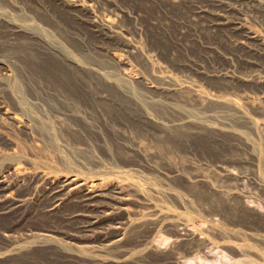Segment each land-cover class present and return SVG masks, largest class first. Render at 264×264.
I'll return each mask as SVG.
<instances>
[{"label": "rangeland", "instance_id": "374dc122", "mask_svg": "<svg viewBox=\"0 0 264 264\" xmlns=\"http://www.w3.org/2000/svg\"><path fill=\"white\" fill-rule=\"evenodd\" d=\"M92 1L115 19L118 41L137 47L123 50L134 76L153 84L176 82L211 98H233L249 117L264 121V83H231L219 76L226 69L264 73V52L234 47L224 28L208 29L193 19L191 3ZM235 3L229 18L264 39V0ZM37 35L86 64L94 62L93 47L100 41L56 0H0V103L23 117L27 127L17 128L0 116V167L14 156L13 149L22 166L7 178L13 201L0 202V264H154L114 260L117 250L98 251L107 229H90L93 212L76 199L63 196L55 205L38 175L32 177L36 169L49 175H94L129 186V208L119 214L135 218L150 212L159 223L130 229L123 245L136 252L143 247L141 240L154 233L168 247L152 256L155 262L175 252L190 264H206L200 261L209 247L225 254L219 253L217 264H264V128L214 99L204 105L175 93L172 103L151 101L144 84L128 81L105 61L106 74L134 96L130 103H94L87 82L117 97L119 88L68 64ZM247 55L257 63L243 59ZM144 110L148 117L139 115ZM227 169L235 175H226ZM180 219L208 240L206 247L189 253L193 241L188 239L171 250Z\"/></svg>", "mask_w": 264, "mask_h": 264}, {"label": "bare ground", "instance_id": "6f19581e", "mask_svg": "<svg viewBox=\"0 0 264 264\" xmlns=\"http://www.w3.org/2000/svg\"><path fill=\"white\" fill-rule=\"evenodd\" d=\"M56 1L66 6L68 9H70V12H73L75 16L79 18V20L85 22V24L87 25L90 31H92L97 36H99L100 41L97 44H95V46L93 47V52L96 53L97 55L95 54V57L93 58L95 59L94 62L92 60L93 63L86 64L87 62L82 63L79 60H77V58H75L73 55L64 54V52H61V49L59 50V48H57L55 45L43 39L44 37L42 38L41 36L37 35L40 38V41L45 43L47 45L46 48H48L49 50L63 56L64 60L68 64L79 65L81 68L83 67L85 70L94 73L96 76H99L102 79V81H104L105 85L112 84V85H116L119 88L118 93L120 97H117L108 89L105 88L99 89L96 86L98 85V83L94 84L95 82H93V80L92 82L91 81L87 82L86 84L88 85V87L92 88V92H91L92 102L109 103L110 101L112 103L114 102L120 104L122 103V101L123 102L126 101L130 103L132 99L131 97L134 96L131 95L130 91H128L124 87V85L118 83L115 77L106 74L107 72L104 71L106 66L103 65L102 63L105 61L108 68L113 69L119 74L123 73V76L125 75L128 81L136 80L144 84V86L147 88L149 92L148 98H150L151 101L154 102L159 101L161 103H166V104L172 103L175 100L174 98L175 93H179L182 96L189 94L188 96H190V98L192 97L196 101L198 100L204 103V105L206 103H209V99H214L216 101H220L224 103L230 109L234 110L235 114L240 118L249 119L256 127L264 128V121L254 120L251 117H249L244 111L243 103L233 98H228V97L211 98L209 97V94H206L205 91L204 93L203 90L196 88H194L193 90L192 89L187 90L186 88H184L185 85L183 87L179 85V83L176 84V82L175 84H172L173 82H171L170 84L172 85L155 84V83L153 84L146 82L142 78L139 79V76H134V74L131 73L133 72L131 71V68H128L129 61L123 50L125 49L128 51L130 50L133 51L137 49V47L126 39H123V42L118 41L121 32L116 24L115 19L111 18L105 13H102L92 0H56ZM168 1H170L171 3H179V4H187V3H191V5L193 4L195 6L193 12V19L196 21H200L208 29L211 28V29L219 30V28H224L226 30V33L228 34L230 43L234 47L240 48L241 50L248 53L264 52V39L257 31L246 27L242 21L236 20L237 18L236 19L234 18L235 20L229 18L230 16L229 12L232 9V6L234 5L233 3L238 1L249 2L252 0H168ZM206 47L212 48V46L208 44ZM100 57H102L103 61L100 59ZM243 59H245L247 62L251 64L257 63L252 57L248 55L243 57ZM219 76H221L222 78H224L225 80L231 83H237L239 81H245V80H255L257 82L264 83V73L249 75L242 72H236L235 70L232 69H226L225 71L220 72ZM134 98L136 99V97ZM132 103L133 106L135 107L138 106L140 102L137 101ZM132 103L127 105L123 103L122 106L126 105V107L132 108L133 106H130L132 105ZM96 108L98 109V107ZM86 109L88 110L89 107H87ZM78 115L81 114L79 113ZM139 115L141 117H148V113L145 112V110L140 111ZM0 116L4 119L11 120L17 128L27 129L26 124L22 119L23 117H21L15 110L1 103H0ZM185 121H187V119L182 120V122ZM7 143L13 144L11 141L6 142V144ZM13 150L16 152L15 149ZM15 152H13L14 156L8 157L6 161L3 159L5 162L0 167L1 168L0 169V202L1 203L8 201L11 203V201H13L14 191L10 183L7 182V178L9 177V175L13 173L18 174L22 171L21 170L22 166L20 164V161L15 159L16 156ZM0 155H2L1 150H0ZM4 156L5 155H3V157ZM33 161L35 162V160ZM36 170L37 171L34 172L32 177L35 178V176L38 175L37 178L39 182L38 184H40L45 188L46 195L48 194L50 196V198L52 199L53 203H55V205H59L60 203H62L61 201L64 198L63 196L69 197V200L70 198H73L74 200L76 199L80 201L83 204V206L85 205L86 207L89 208L90 211L93 212L91 214L88 213L89 214L88 216L90 218L87 222L88 223L90 222V227H92L90 229H93V227L94 228L102 227L107 229L105 230L106 232L103 231V233L105 234L104 237L102 238V244L98 245V247L96 248L98 251L117 250L119 253L116 256V258H114V260H118V261L126 260V259L136 261L141 259V261H144L146 263L153 262L154 264H190L189 261L187 262L184 260L183 255L179 256L180 255L179 254L177 256L175 252H172V255H170L169 260L155 262L152 259V256L154 254L156 255L157 253L164 252L166 249H168V247L163 246V244H159L160 242L157 241V237H155L154 233L149 234L142 240L140 239L141 240L140 245H142L143 247L140 246L141 248L136 250V252L133 250L135 248H131L128 246H127L128 248L124 247L123 241L127 237L128 231L130 229L131 230L133 228L136 229L137 227L141 228V226H146V224L147 226L148 224L156 226L159 223L158 222L159 218L155 215H149L150 212L149 214L143 213L135 218H130L129 216L125 217L122 214L121 215L119 214L120 210L127 211L129 208L127 206L130 199L129 186L118 182L106 181L104 180L103 177H97L94 175L93 176L82 175L80 173H69L68 171H67L68 173L65 172V173H56L54 175H49L47 172L39 171L38 169ZM226 175L234 176L235 174L231 169H227ZM175 227H176L175 231H177V233H175L176 237H174V239L173 238L171 239L173 241L170 247L172 251L176 246H178L180 243H183V241L185 240L187 241L188 239L193 241V244L190 245L189 253L196 250H200L201 246H203V248L204 246L206 247L208 240L205 237H203V235L201 234L197 235V233L193 229H191L188 226V224L185 223V221L183 220L181 221L180 219V221L175 225ZM110 228H113L115 230L108 232ZM41 235L43 237H50V234L47 232L41 233ZM208 248H206V250L204 251L201 248L204 253L202 252L203 261H200V263L201 262L204 263L205 261L206 264L219 263L220 257H222L220 256L221 253L220 252H219L220 254L218 253V250L220 249L217 248L218 250L215 251L214 248V251H212L213 249L209 250ZM223 254L224 253H222L221 255ZM222 259H224V257Z\"/></svg>", "mask_w": 264, "mask_h": 264}]
</instances>
